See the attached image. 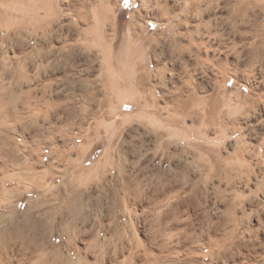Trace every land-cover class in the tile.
Returning <instances> with one entry per match:
<instances>
[{
    "label": "rangeland",
    "instance_id": "374dc122",
    "mask_svg": "<svg viewBox=\"0 0 264 264\" xmlns=\"http://www.w3.org/2000/svg\"><path fill=\"white\" fill-rule=\"evenodd\" d=\"M8 1L9 19L16 27L8 39L0 25V189L9 192V197L0 192V219H9L14 210L17 216L12 225L0 224V240L17 236L19 244H30L27 237L39 227L28 216L29 207L39 199L53 202L61 194L68 203L78 202L70 212L60 209L56 225L68 220L70 230L68 239L61 230L54 231L53 244L61 257L53 256L54 261L38 254L33 264L36 259L37 264H104L111 258L112 264H131L127 257L135 253L136 264H264L262 192L256 190L261 195L255 199L256 211L247 216L231 206L227 211L233 197L222 191L233 162L220 151L232 142L230 128L224 127L229 120L208 112L202 118L193 108L189 117L205 123L194 132L196 120L174 122L168 111L179 93L191 99H253L249 89L264 86V57L255 48L264 40V10L255 7L250 16L243 12L236 20L228 15L238 11L231 6L242 0H219L204 18H197L194 0H170L176 2L175 10L139 19L138 0H86L87 8L81 0ZM6 17L0 20L11 21ZM209 18L212 22L196 35L207 43V61L195 71L185 62L198 64L200 57L173 58L169 52L178 34ZM161 50L167 56H158ZM141 75L149 77L142 89L133 86ZM195 78L204 80L205 91ZM172 127L182 136L191 133L197 141L193 145L202 151L168 153L174 146ZM145 130L159 138L154 142L146 135L147 147L141 149ZM175 146H184V141ZM214 149L220 177L207 188V151ZM254 159L252 176L243 177V183H250L248 192L264 177L263 160L258 155ZM164 177L170 181L162 182ZM181 200L183 208L172 217L179 228L170 232L161 221L168 206ZM179 230L186 249L179 243ZM170 233L175 235L171 242ZM158 243L172 252L161 251ZM144 247L160 258H146Z\"/></svg>",
    "mask_w": 264,
    "mask_h": 264
},
{
    "label": "bare ground",
    "instance_id": "6f19581e",
    "mask_svg": "<svg viewBox=\"0 0 264 264\" xmlns=\"http://www.w3.org/2000/svg\"><path fill=\"white\" fill-rule=\"evenodd\" d=\"M139 3H140V7H139V10L136 14V17L139 18V19H142V18H148L153 16V17H156L159 15H161L160 13H163V12H170V11H173L176 9V2L175 4H172V2L170 0H138ZM234 0H231V2H233ZM240 1V0H238ZM178 3V2H177ZM219 3V0H208V1H205V0H194L193 3H192V7H193V13H195V16H197V18H204L207 14H208V11L210 9H212L214 7L215 4L218 5ZM221 4V2H220ZM80 5L82 6H86L87 8V3H86V0H81L80 1ZM231 5V4H230ZM237 5V4H236ZM232 5L231 8L234 9V10H238L236 13L233 12L231 15H228L229 17L232 16L233 19H236L238 20V18H240V13L244 14L245 15H249L250 16V11L251 10H254L255 7L260 8L261 11L264 10V1L263 0H256V1H252V0H242L238 3V5ZM236 7V9H235ZM83 8V7H82ZM233 10V11H234ZM259 10V11H260ZM255 11V10H254ZM146 12V13H144ZM224 13V12H223ZM262 13V12H261ZM91 14V13H90ZM229 14V13H228ZM76 17V16H75ZM74 17V18H75ZM209 17V16H208ZM259 18V17H258ZM264 18V17H263ZM210 19V18H209ZM244 19V18H243ZM242 19V20H243ZM261 19V18H260ZM241 20V21H242ZM247 20V19H246ZM262 20V19H261ZM231 21V20H230ZM211 23L212 22V19H210L209 21H205L204 23H201L199 25H197L193 30H189L187 31L186 33H180L178 34V36L176 38H174L173 40V48L171 49V51L169 52L170 55L174 58L176 56H179L181 57L182 59L183 58H186L188 55H196L197 57H200L198 58L199 60H201L198 64L197 62H189V61H186L185 64L188 66V67H192L193 70H198L196 69L197 66H201V68H203L205 65L204 63H206V59L203 58V55H204V48L207 46V43L203 40H199V39H196V35H202V32H203V25L205 23ZM228 22V21H227ZM254 22V21H253ZM261 23V22H260ZM247 24V23H246ZM235 25V24H234ZM237 25V24H236ZM230 26V25H229ZM233 26V24H232ZM253 26V25H252ZM256 26H259V25H256ZM234 27V26H233ZM255 27V25H254ZM260 29V28H259ZM261 32V31H259ZM254 33V32H253ZM258 34V33H257ZM264 34V33H263ZM256 36V35H254ZM261 40V39H260ZM250 41V40H249ZM241 42V41H240ZM246 42V41H245ZM256 42V41H255ZM151 44V42H150ZM257 44V43H256ZM255 44V48L260 51V53H262L263 57H264V40H261L259 41V43L256 45ZM152 45V44H151ZM241 45V44H240ZM239 45V46H240ZM154 47V45H152ZM254 46V44H253ZM158 45L155 47V49H157ZM211 47V46H210ZM236 47V46H234ZM238 48V46H237ZM236 49V48H235ZM207 53V52H206ZM205 53V54H206ZM166 55V51L165 50H161V53L158 55V56H161V55ZM162 55V56H163ZM167 56V55H166ZM209 57V56H208ZM214 58V57H213ZM197 59V58H196ZM197 59V60H198ZM204 59V60H203ZM206 60V61H205ZM194 61V60H192ZM214 61L216 62V60L214 59ZM224 61V60H223ZM228 61V60H227ZM263 61V60H262ZM211 62V61H210ZM209 62V64H210ZM213 62V61H212ZM173 64H175V60L172 61ZM214 63V62H213ZM162 64V63H161ZM208 64V65H209ZM207 65V66H208ZM236 65V64H235ZM217 66V65H216ZM226 66V65H225ZM229 66V65H228ZM139 67H140V64H139ZM219 67V66H218ZM223 67V66H222ZM230 67V66H229ZM228 67V68H229ZM205 68V67H204ZM137 69H139L137 67ZM224 69V68H223ZM232 70V69H231ZM200 71V70H199ZM227 71V70H226ZM238 71V70H237ZM235 72V71H234ZM234 76V75H233ZM188 77H191V76H188ZM163 78V77H162ZM148 80H149V77L146 75H141L139 76L138 78L135 79V83L133 86H138L139 88H143L144 86H146V84L148 83ZM195 83H196V86H204V80L201 79V78H195ZM162 81V80H161ZM171 84L173 86H179L178 84H176L175 81L171 82ZM220 84V83H219ZM132 86V85H130ZM170 86V85H169ZM258 94V93H257ZM248 99V98H247ZM252 99V98H251ZM9 110V109H8ZM192 110L193 108H191V111L189 112V116H191L190 113H192ZM4 111V110H3ZM97 113V112H95ZM196 115H197V112H195ZM209 122V121H208ZM230 122V121H229ZM203 124H205L203 121H202ZM212 123H216V122H212ZM213 125V124H212ZM146 135H149L150 138H152V140L154 139V142H157L159 136L158 135H155L154 133H151L150 131H146L145 130V134L144 136L142 137V145H141V149L146 146V142L148 141L147 137H145ZM5 139V138H4ZM127 144V141H123V145L120 149L121 152L124 151L125 149V145ZM8 147V146H7ZM147 147V146H146ZM5 149V148H4ZM204 149V148H203ZM218 150V149H217ZM216 150V151H217ZM215 149L214 150H208L207 151V154L210 156L211 158V162H206L205 163V166H206V171H207V176H206V179H207V185L206 187L208 188V186H210V183L212 181H214L217 177H220V170H218L217 166H218V163L220 162V159L217 158L219 156V154H215ZM4 152V151H3ZM127 152V151H125ZM140 153H143L141 152V150L139 151ZM218 152V151H217ZM216 152V153H217ZM124 153V152H123ZM120 154V153H119ZM128 154V153H127ZM126 154V155H127ZM197 154V153H196ZM199 154V153H198ZM129 155V154H128ZM177 155V154H176ZM213 155V156H212ZM217 156V157H216ZM124 160L126 161L127 159L124 158ZM227 163H228V160H227ZM181 165V164H180ZM179 164H176V166H180ZM204 165V164H203ZM170 181V178L167 177L164 179H162V182H169ZM65 186V185H64ZM66 188V187H65ZM69 189H72L70 187H68ZM74 190L76 188H73ZM61 190V188H60ZM68 190V189H67ZM73 190V191H74ZM174 190V188H170L168 189L169 192H172ZM70 191V190H69ZM114 191V190H113ZM0 192L2 195H6L9 197V192L7 193L6 192V189L4 188H1L0 189ZM74 193V192H73ZM67 195V194H66ZM77 195V194H76ZM74 196V195H73ZM81 196V195H80ZM76 198V196H75ZM80 198V197H79ZM135 199V198H134ZM73 201V199H70ZM136 201V200H135ZM74 203V202H73ZM73 203L69 201V203L67 202V198L63 195H55V198L53 200V202H47L45 201L44 199H39L37 200L34 204H32L28 211H27V214L28 216L30 215L31 216V220L32 217L34 218V222L37 223L39 229L38 230V233H37V230H35V232L37 233L36 235L34 234L35 232L32 231V233L34 234V236L31 234V236L27 237L29 238L30 240H28V242L30 241V244L26 243V246L22 245V244H19V242L16 240V239H19V237H13V236H10V237H7V235H4L7 237V239L5 238V241H2L0 240V264H33L31 262V259L34 260L33 258H38V257H42V255H45V258L48 259V255L51 256L52 258L50 260H58V257H61L60 255V252L59 250L55 247V245L53 244V239H54V231L57 229L61 230V232H63V235L64 236H67L66 233H68L70 230H69V226H68V222L66 221V223L64 222L63 224H60V225H56L58 224L57 221L59 220V217H60V209L63 208L64 211L67 213L68 211H72L71 210V207L73 206ZM78 203V202H77ZM77 203H74L75 205ZM81 203V206L79 205V207H82L83 204L85 203H82V202H79ZM122 203V202H121ZM135 203V202H134ZM137 203V202H136ZM142 203V202H141ZM184 201H179L178 204L176 206H168L167 208V212L165 213L166 215V218H163L162 221H161V224L160 226H166V230H169L170 232H172V230H177L179 228V226H175L176 224H173L174 223V219H172V217L174 216V214L176 213L177 210H180L181 208H183V205H184ZM125 205V204H123ZM122 205V206H123ZM158 205V204H157ZM156 205V206H157ZM85 206V205H84ZM78 207V205H77ZM158 208L160 207V205L157 206ZM176 207V208H175ZM74 208V206L72 207ZM83 209L85 207H82ZM87 208V206H86ZM128 208V207H127ZM131 208V207H130ZM129 208V209H130ZM76 209V207L74 208ZM135 210V207L133 208ZM157 209V208H156ZM126 210V208H125ZM137 210V209H136ZM17 211V210H16ZM16 211H12V214L13 216L10 217L9 219H6V218H3V219H0V224L6 222V223H11L12 225V221L15 220L17 214H16ZM124 211V209H123ZM74 212V211H73ZM137 212V211H136ZM128 213V212H127ZM69 215V214H68ZM130 215V214H129ZM132 215V214H131ZM67 216V215H66ZM65 216V218H66ZM15 217V218H14ZM27 217V216H26ZM72 217V216H70ZM28 218V217H27ZM68 218V217H67ZM70 219H73V218H70ZM132 219V218H131ZM75 220V219H74ZM72 221V220H70ZM5 223V224H6ZM33 223V222H32ZM36 225V224H35ZM138 225V224H137ZM77 226V225H76ZM133 226V224H132ZM135 226V224H134ZM8 226H6L7 228ZM14 227V226H13ZM12 227V228H13ZM158 227V226H157ZM35 228V227H34ZM37 228V227H36ZM72 228V230L76 229L75 227H70ZM74 228V229H73ZM135 228V227H134ZM11 229V228H10ZM16 230V228H14ZM13 229V230H14ZM1 230V229H0ZM5 230V229H4ZM27 230V229H26ZM25 230V232H27ZM2 231V230H1ZM31 232V230H28V232ZM76 231V230H75ZM156 231H159V229H157ZM155 230L153 231L155 234L154 235H158V233L156 232ZM3 233V232H2ZM70 233V232H69ZM68 233V234H69ZM73 233V232H72ZM71 233V234H72ZM80 233V232H79ZM178 239H179V243L180 245L182 244L185 249H186V243L187 241L183 240L182 238V235L183 233L179 230L178 232ZM8 234V233H7ZM11 234V233H10ZM9 234V235H10ZM21 234V233H20ZM29 234V233H28ZM134 235V233H133ZM136 237L138 236L137 234L135 235ZM134 236V237H135ZM31 237V238H30ZM135 237V238H136ZM175 235L170 233L169 237H168V241L171 242L173 241ZM1 239H3V237H0ZM22 238V237H21ZM26 238V237H25ZM26 238V239H27ZM14 239H15V242H14ZM67 239H68V236H67ZM23 240V239H22ZM138 241V238L137 240ZM211 241V240H210ZM215 241V240H214ZM24 243V242H22ZM66 241H64V245L62 244V247L64 248L65 247V244ZM218 243V242H217ZM216 243V244H217ZM141 244V242H140ZM169 244V243H168ZM68 246V245H67ZM211 246V245H210ZM213 246V245H212ZM214 248V247H213ZM60 249V247H59ZM158 249H160L161 251L165 249L166 252H172L173 248L166 245V244H159L158 243ZM215 249V248H214ZM61 250V249H60ZM65 250V248H64ZM102 250V249H101ZM119 250V249H118ZM124 250V249H123ZM144 250H145V256L146 258H160V255H156L152 249L150 247H144ZM175 250V249H174ZM181 250V249H180ZM184 250V249H183ZM57 251V252H56ZM63 251V250H62ZM103 251V250H102ZM121 251V249H120ZM59 252V255L57 254ZM109 252V251H108ZM64 253V252H62ZM140 253V252H139ZM138 253V255H140ZM39 254V255H38ZM42 254V255H41ZM57 254V255H56ZM111 254V253H110ZM119 254V252H118ZM171 254V253H170ZM35 255L38 257H35ZM101 255V254H100ZM142 255V254H141ZM168 254L164 255L165 257L167 256ZM47 256V257H46ZM53 256L54 259H53ZM81 256V254H80ZM103 256V255H102ZM111 256V255H110ZM137 256V253L135 254H131L130 256L127 257V260L126 261H130L131 264H136V262H138V260L136 262L135 261V258ZM169 256V255H168ZM167 256V258H168ZM57 257V259H56ZM42 259V258H40ZM44 259V257H43ZM37 261H39L38 259H36ZM35 260V264H37ZM54 260V261H55ZM103 259H100L98 261H102ZM107 260V259H106ZM105 260V261H106ZM142 260V259H141ZM49 261V260H48ZM105 261L104 264H105ZM110 264H112L114 262L113 258H111L110 260ZM109 261L107 260V263H109ZM34 262V261H33ZM50 262V261H49ZM162 262V261H161ZM102 263V262H101ZM106 263V264H107ZM140 263V262H139ZM138 263V264H139ZM159 264V263H158Z\"/></svg>",
    "mask_w": 264,
    "mask_h": 264
},
{
    "label": "crops",
    "instance_id": "0c3cea01",
    "mask_svg": "<svg viewBox=\"0 0 264 264\" xmlns=\"http://www.w3.org/2000/svg\"><path fill=\"white\" fill-rule=\"evenodd\" d=\"M7 4H9L8 0H2V2H0V12L2 13H0V17L3 18L7 16L6 18L9 19L11 16V9L8 8ZM0 25L3 29H6V36L8 39L13 37L16 26L12 20H0ZM201 87L205 91L207 86ZM218 89H220V86H217V90ZM249 90H251L250 93L253 99L248 98L240 100L237 96H235L236 98L232 97L229 99H207V97L202 96L191 99V95L186 98L179 93L177 98L173 101L172 108H169L168 111L171 113L170 115L174 122L178 119L196 120L191 129V131L194 132L200 130L202 122L201 119H198L200 117H189L191 108H194L195 112L199 113L202 118L204 117V113L208 112L207 114H209L210 117L214 116L220 120L230 121L225 123L224 127L230 128V132L227 134H229L232 139L231 145L230 147L225 145L220 147L221 154L224 157H229L233 161L231 163V168L228 170L230 171V177L226 179V182L222 185L225 186V189H222V191H225V195L231 193L233 197L231 198L233 203L232 205L228 204L227 211H229L228 209L231 206L232 210L235 209L236 212H242V215L246 213L247 216H254L256 211L255 204L257 202L255 199L261 196L256 193V190L262 192L260 202L258 203L260 204V209H264V177L257 181L255 190L248 188L249 192L246 188L250 186V183H243V177L246 176L249 178L252 176L254 158L257 155L260 156V160L264 162V95L259 97L260 94L264 93V86H254ZM255 91H257L258 94H254ZM210 107L214 108L207 110ZM176 129L178 128L172 127L170 129V131H172V144L174 146L172 147V151L170 150L168 153L196 154L202 151L200 148L193 145V143L197 141L195 139L194 142L191 140V133H187L188 135L184 133L182 136L181 132L176 133ZM170 135L171 134H169V136ZM248 137L255 139L253 143L250 142L251 139ZM181 141H184V146L176 147L175 143H180ZM242 193L249 194L248 196L250 198L247 199L242 197L240 195Z\"/></svg>",
    "mask_w": 264,
    "mask_h": 264
}]
</instances>
